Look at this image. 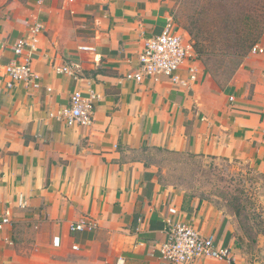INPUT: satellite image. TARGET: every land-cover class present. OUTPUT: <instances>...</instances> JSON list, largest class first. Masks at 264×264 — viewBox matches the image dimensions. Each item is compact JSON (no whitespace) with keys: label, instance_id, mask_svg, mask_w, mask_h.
<instances>
[{"label":"crops","instance_id":"1","mask_svg":"<svg viewBox=\"0 0 264 264\" xmlns=\"http://www.w3.org/2000/svg\"><path fill=\"white\" fill-rule=\"evenodd\" d=\"M36 1L35 9L11 0L0 10V220L9 219L0 264H170L159 247L174 219L214 233L235 255L236 226L222 207L197 197L184 203L182 189L160 180L165 170L131 153L147 145L238 159L264 175V54L250 53L223 90L202 70L195 80L183 72L186 84L128 80L145 42L162 31L168 0ZM37 22L41 85L8 87L12 46ZM55 25L68 30L59 42L47 36ZM73 62L77 78L56 72ZM76 90L100 94L90 125L53 116ZM82 216L94 231L70 232Z\"/></svg>","mask_w":264,"mask_h":264},{"label":"rangeland","instance_id":"2","mask_svg":"<svg viewBox=\"0 0 264 264\" xmlns=\"http://www.w3.org/2000/svg\"><path fill=\"white\" fill-rule=\"evenodd\" d=\"M9 1L0 0L1 11ZM20 1L30 9H35L30 3L37 4L36 0ZM167 4V16H172L178 25L185 26L184 29L193 31V34L185 32L195 52L196 42L200 41V47L205 43L206 50L201 55L196 52L198 73L205 74L219 89H225L240 68L234 70L239 60L235 45L252 31L256 34L264 27V0H168ZM256 24L259 28L254 30ZM229 25L239 34H233ZM47 28V36L51 33L58 42L68 36V30L59 25ZM262 31L260 41L264 38V29ZM211 34L213 38H219V43L211 40L208 45L206 37L211 39ZM250 55L249 51L243 63ZM160 157L158 162L166 171L164 175L180 184L177 188L185 192L187 199L191 196V199L207 200L231 216L236 226L235 255L246 264H264V175L238 159L191 154H163Z\"/></svg>","mask_w":264,"mask_h":264},{"label":"built area","instance_id":"3","mask_svg":"<svg viewBox=\"0 0 264 264\" xmlns=\"http://www.w3.org/2000/svg\"><path fill=\"white\" fill-rule=\"evenodd\" d=\"M44 28L42 23H35L31 34L16 40L12 48L15 58L5 66L8 76L7 86L13 87L19 82L40 87L41 75L34 69V54L38 50L37 36ZM2 47L5 46L0 41ZM86 49L88 47H81ZM251 54H264V46L256 43L250 49ZM197 54L192 44L186 39V32L176 23L172 16L165 18V24L160 34L149 38L138 57V67L126 74V79L143 82L146 79H159L164 76L172 83L186 84L182 73L192 79L197 78ZM78 63L56 66L58 74H68L78 77ZM50 89V88H49ZM100 94L94 90L87 93L76 90L70 97V103L57 111L53 116L65 120L69 124L90 125L94 122L95 103ZM176 212L175 210H172ZM8 217L0 220V229L8 223ZM95 221L89 216H82L73 221L70 232L94 231ZM168 239L159 247L161 257L170 264H192L200 259L226 260L229 264H246L237 260L229 247L219 245L214 233L205 234L194 224L185 219H174L168 222ZM54 245H61V238L54 237ZM78 249V245H73Z\"/></svg>","mask_w":264,"mask_h":264},{"label":"trees","instance_id":"4","mask_svg":"<svg viewBox=\"0 0 264 264\" xmlns=\"http://www.w3.org/2000/svg\"><path fill=\"white\" fill-rule=\"evenodd\" d=\"M227 19H230L229 17ZM250 19L251 16H250ZM232 22V21H231ZM183 29L184 27L181 26ZM230 27V31L234 34H239L235 29H232L233 26L229 25ZM259 28L258 24L255 25V29L257 30ZM262 29H264V27L261 28V30L259 29L258 32L256 34L253 33V31L249 34V36L244 40V41H239L238 45H235L238 49L236 52H238L239 54V60L237 61V63H235V67L234 70L238 69L239 67L242 66L243 64V58L246 57L247 53L250 51V49L252 48L253 45H255L256 43H258L260 41V34L263 32ZM184 31H188L187 33L189 34H193L192 30H187L186 28L184 29ZM219 38H213L212 34H211V39L209 37H206V40L208 41V45H209V41H216L217 43H219L218 41ZM200 41H198L199 43ZM196 42V52L198 55H201L206 49H205V43H202V47L199 46ZM207 70H209V68H206ZM206 70V71H207ZM163 154H176V155H196V154H192V153H184V152H177V151H172V150H168L166 148L163 147H151V146H144L142 147L140 150H133L131 153V158L133 160H141L143 161V163L146 166H149L151 164L156 165L159 167L160 171L163 169L162 168V164H160V162H158V158L160 156H162ZM199 156V155H196ZM161 158V157H160ZM160 180L164 183H169L175 187L180 186V184L175 181V180H169L166 178L165 175L162 174V176L160 177ZM168 183V184H169ZM191 199V196H190ZM190 199L185 198L184 203H189ZM185 204V205H187Z\"/></svg>","mask_w":264,"mask_h":264}]
</instances>
